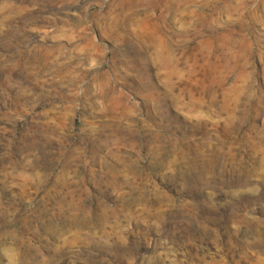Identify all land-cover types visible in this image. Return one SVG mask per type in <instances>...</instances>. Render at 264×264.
<instances>
[{
    "label": "rangeland",
    "instance_id": "obj_1",
    "mask_svg": "<svg viewBox=\"0 0 264 264\" xmlns=\"http://www.w3.org/2000/svg\"><path fill=\"white\" fill-rule=\"evenodd\" d=\"M0 264H264V0H0Z\"/></svg>",
    "mask_w": 264,
    "mask_h": 264
},
{
    "label": "bare ground",
    "instance_id": "obj_2",
    "mask_svg": "<svg viewBox=\"0 0 264 264\" xmlns=\"http://www.w3.org/2000/svg\"><path fill=\"white\" fill-rule=\"evenodd\" d=\"M156 31H157V29H156Z\"/></svg>",
    "mask_w": 264,
    "mask_h": 264
}]
</instances>
